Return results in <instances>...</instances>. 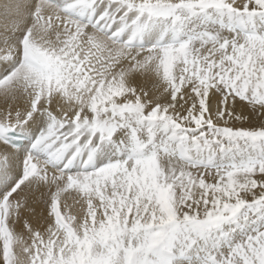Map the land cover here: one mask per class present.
Returning <instances> with one entry per match:
<instances>
[{
    "label": "snow or ice",
    "instance_id": "snow-or-ice-1",
    "mask_svg": "<svg viewBox=\"0 0 264 264\" xmlns=\"http://www.w3.org/2000/svg\"><path fill=\"white\" fill-rule=\"evenodd\" d=\"M0 264H264V0H5Z\"/></svg>",
    "mask_w": 264,
    "mask_h": 264
},
{
    "label": "bare ground",
    "instance_id": "bare-ground-1",
    "mask_svg": "<svg viewBox=\"0 0 264 264\" xmlns=\"http://www.w3.org/2000/svg\"><path fill=\"white\" fill-rule=\"evenodd\" d=\"M5 2V0H0V5H2Z\"/></svg>",
    "mask_w": 264,
    "mask_h": 264
}]
</instances>
